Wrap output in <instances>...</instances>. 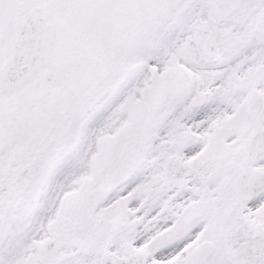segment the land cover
<instances>
[{"label": "snow or ice", "instance_id": "snow-or-ice-1", "mask_svg": "<svg viewBox=\"0 0 264 264\" xmlns=\"http://www.w3.org/2000/svg\"><path fill=\"white\" fill-rule=\"evenodd\" d=\"M0 264H264V0H0Z\"/></svg>", "mask_w": 264, "mask_h": 264}]
</instances>
